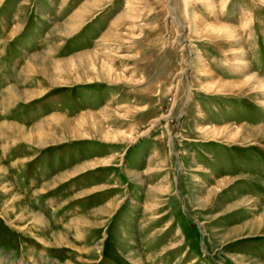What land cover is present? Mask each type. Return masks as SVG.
Wrapping results in <instances>:
<instances>
[{
	"label": "rangeland",
	"instance_id": "obj_1",
	"mask_svg": "<svg viewBox=\"0 0 264 264\" xmlns=\"http://www.w3.org/2000/svg\"><path fill=\"white\" fill-rule=\"evenodd\" d=\"M0 264H264V0H0Z\"/></svg>",
	"mask_w": 264,
	"mask_h": 264
},
{
	"label": "bare ground",
	"instance_id": "obj_2",
	"mask_svg": "<svg viewBox=\"0 0 264 264\" xmlns=\"http://www.w3.org/2000/svg\"><path fill=\"white\" fill-rule=\"evenodd\" d=\"M92 8V7H91ZM89 9V8H88ZM83 12H85V10L83 11ZM80 15H82V11L81 12H79L78 14H75L71 19H70V21L67 23V25L65 26V28L64 29H66V30H68L69 31V34L68 35H72L73 34V32L76 30V27H77V25H76V23L81 19L79 16ZM63 29V28H62ZM32 60H34L33 62L37 65V67L39 66L38 64H42V62H41V57H39V56H36L34 59H32ZM28 68H32L31 67V63L30 64H28L27 66H26V68H25V70L26 69H28ZM25 73V72H24ZM11 89V88H10ZM10 91V93L12 92V93H14L15 94V91L13 90V89H11V90H9ZM9 99V98H8ZM77 172V171H76Z\"/></svg>",
	"mask_w": 264,
	"mask_h": 264
}]
</instances>
